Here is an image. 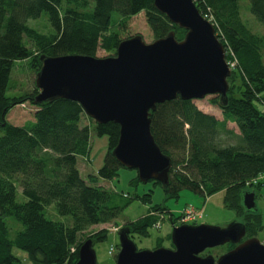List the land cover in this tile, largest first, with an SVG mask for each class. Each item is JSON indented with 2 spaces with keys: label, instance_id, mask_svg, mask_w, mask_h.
<instances>
[{
  "label": "trees",
  "instance_id": "16d2710c",
  "mask_svg": "<svg viewBox=\"0 0 264 264\" xmlns=\"http://www.w3.org/2000/svg\"><path fill=\"white\" fill-rule=\"evenodd\" d=\"M239 1L194 0L226 48V61L235 60L237 66L227 79L225 99H210L221 112V120L199 110L194 101L179 97L157 105L150 113L154 142L171 160L167 184L150 183L161 188L166 200L177 199L183 190L206 198L223 192L224 207L242 220L244 239H250L264 232L258 210L248 212L242 205L245 192L254 193L257 200L264 190V111L255 106L264 107V38L242 21ZM248 4L250 14L264 27V0H248ZM141 12L153 41L171 32L177 41L184 38L186 32L156 11L153 0H94L90 10L89 0H0V264H18L11 253L13 248L24 252L33 264H77L83 244L79 234L110 223L121 211L110 207L109 192L96 186L98 178L112 180L122 168L111 155L119 126L95 124V135L107 138V152L97 176L82 180L77 157L89 154L90 135L87 125L81 123L83 118L93 121L74 102L35 104V86L28 94L7 98L5 91L14 64L29 60L36 75L41 68L40 57L96 58L98 50L106 58L113 57L117 46L129 38L111 30L112 14L120 16L119 29ZM44 13L49 35L27 26V21ZM25 104L24 117L32 122L27 126L10 124L9 112ZM228 122L238 134L228 129ZM16 177L20 178L22 203L16 201ZM149 194L140 197L143 203H151ZM51 205L58 215L70 217V227L45 218V208ZM165 213L164 207L157 205L122 228L128 230L131 240L148 237V230L163 220ZM169 215L173 224L179 218ZM9 218L22 228L14 239L8 235ZM106 238L107 231H100L86 240L98 244ZM220 248L224 251L221 256L234 246Z\"/></svg>",
  "mask_w": 264,
  "mask_h": 264
},
{
  "label": "water",
  "instance_id": "95a60500",
  "mask_svg": "<svg viewBox=\"0 0 264 264\" xmlns=\"http://www.w3.org/2000/svg\"><path fill=\"white\" fill-rule=\"evenodd\" d=\"M156 11L185 36L174 33L146 44L140 36L123 40L115 55L92 58L79 55L40 57L35 77V104L65 100L80 105L97 126H119V138L111 155L125 169L135 170L141 183L168 182L171 160L163 155L150 132V113L164 102L179 97L199 101L228 91L231 71L225 48L213 25L198 12L193 0H153ZM255 195L245 192L242 205L256 211ZM172 249L138 251L128 230L118 231L115 264H264V245L257 238H245L241 223L225 228L205 225L174 226ZM225 245L234 248L221 256H203ZM90 240L78 250L77 264H96Z\"/></svg>",
  "mask_w": 264,
  "mask_h": 264
},
{
  "label": "rangeland",
  "instance_id": "374dc122",
  "mask_svg": "<svg viewBox=\"0 0 264 264\" xmlns=\"http://www.w3.org/2000/svg\"><path fill=\"white\" fill-rule=\"evenodd\" d=\"M65 3V0H61ZM194 1V0H193ZM94 6V0H89V10ZM239 10L242 21L248 26V28L255 34L264 38V27L259 24L249 12L248 0L239 1ZM111 30L119 32L120 37L132 38L140 36L142 40L149 44L153 41V37L149 27L146 24L144 14L141 12L129 19L126 22L125 28H119L120 16L118 13L112 14ZM27 26L36 30L43 35H49L50 27L47 21V15L44 13L36 20L27 21ZM106 54L102 50H98L96 58H106ZM262 60L264 63V49L261 51ZM226 59V48H225ZM232 72L237 63L235 60L226 61ZM36 75L33 73L30 67V61L16 62L12 68L9 82L5 91L7 98H18L25 94H28L34 87ZM214 96L205 97L203 100L194 101L195 105L202 112L213 115L221 120V112L217 107L211 105L210 99ZM255 106L259 110L264 111V107ZM27 104L12 109L7 118L10 124L14 126H27L32 119L24 117L27 112ZM20 122H18V121ZM89 129V154L84 157H77V170L80 178L87 181L89 176H97V171L101 168L104 162V157L107 152V138L97 137L95 135V123L89 122L86 118H83L81 126H86ZM228 129L233 130L235 134H238L236 127L228 122ZM234 143V141H232ZM138 174L135 170H128L121 168L117 172V177L112 180L97 179L96 186L102 187L109 192L111 199L109 201L110 207H119L121 211L116 219L108 224L97 225L87 228L84 232L79 234V239H83L82 243L86 242V237L92 234H96L100 231H107V238L104 242L93 244V251L96 255V264H115L116 255L118 252V231L125 226V224L135 222L145 216L148 211L160 205L164 207L166 212L171 214L173 219L181 217V214L186 215V210L191 208V211L195 214V219L183 224L190 225H205L210 227L225 228L232 223H241V219L237 218L233 211L228 210L223 205V192L217 193L209 198L202 197L197 193L190 190H183L179 193L177 199L166 200L163 191L159 186H153L150 182L143 184L139 181ZM16 181V201L18 203L24 202V198L21 195V189L18 181L19 177L14 178ZM150 195L151 203H143L140 199L145 194ZM256 209L261 214L264 223V190L260 193L259 197L255 201ZM185 212V213H184ZM168 213L162 215L164 218L160 220L158 228L157 224L148 230L149 236L145 238L134 237V242L138 251H153L155 249L162 248L169 250L172 247L170 241V234L172 230L171 217ZM45 218L57 223H62L66 227L71 226L70 217H63L57 214L54 205L45 208ZM173 224L179 226L178 220ZM188 221V220H187ZM6 226L10 239H14L15 236L22 231L21 226L14 219H6ZM85 238V239H84ZM257 239L264 245V232L259 233ZM91 241V239H88ZM92 242V241H91ZM113 249V254L112 250ZM209 252V253H208ZM222 248L208 250L203 253L205 255H211L214 258L220 256L223 253ZM12 256L18 264H33L26 254L15 248L12 249ZM111 254V255H110ZM14 262V261H13Z\"/></svg>",
  "mask_w": 264,
  "mask_h": 264
},
{
  "label": "built area",
  "instance_id": "2783aa9c",
  "mask_svg": "<svg viewBox=\"0 0 264 264\" xmlns=\"http://www.w3.org/2000/svg\"><path fill=\"white\" fill-rule=\"evenodd\" d=\"M264 178V177H263ZM186 215H183V214H181V217L179 218V220H178V225L179 226H181V225H190V224H183V223H188V222H190V221H192V220H194L195 219V214H194V212H192L191 211V208L190 209H188V210H186ZM185 213V212H184ZM188 220V221H187ZM159 224H157L155 227L156 228H158L159 226H158ZM112 251V254H113V249L111 250ZM111 255V254H110Z\"/></svg>",
  "mask_w": 264,
  "mask_h": 264
},
{
  "label": "crops",
  "instance_id": "0c3cea01",
  "mask_svg": "<svg viewBox=\"0 0 264 264\" xmlns=\"http://www.w3.org/2000/svg\"><path fill=\"white\" fill-rule=\"evenodd\" d=\"M219 120V118H217Z\"/></svg>",
  "mask_w": 264,
  "mask_h": 264
},
{
  "label": "bare ground",
  "instance_id": "6f19581e",
  "mask_svg": "<svg viewBox=\"0 0 264 264\" xmlns=\"http://www.w3.org/2000/svg\"><path fill=\"white\" fill-rule=\"evenodd\" d=\"M226 60V59H225Z\"/></svg>",
  "mask_w": 264,
  "mask_h": 264
}]
</instances>
